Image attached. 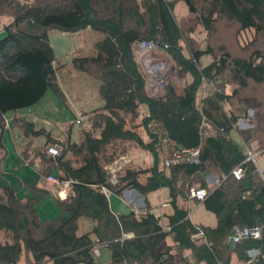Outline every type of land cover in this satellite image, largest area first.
Returning <instances> with one entry per match:
<instances>
[{
  "label": "trees",
  "instance_id": "1",
  "mask_svg": "<svg viewBox=\"0 0 264 264\" xmlns=\"http://www.w3.org/2000/svg\"><path fill=\"white\" fill-rule=\"evenodd\" d=\"M176 1L199 18L207 34L214 33L218 21H225L238 31H253L250 45L264 41V0H0V16L12 19L0 33V138L6 114L29 108L49 89L59 91L48 31L90 28L103 35L94 44V55L72 59L74 69L99 81L101 105L92 111L89 128L75 139L77 123L61 137L43 127L36 129L30 120L18 123L25 137L43 136L48 145L60 149L56 169L72 181L71 193L67 200L56 198L60 214L55 221L40 222L34 200H20L9 187L1 188L0 264H19L22 255L25 264H103L93 258L97 243L107 248L109 264H163L174 256L183 264H231L233 255L244 264L246 250L264 247V186L257 183L255 163L244 161L241 145L230 137L236 117L224 110L231 98L251 84L264 89V54L253 48L246 56H233L224 46L217 51L207 46L204 50L188 47L185 56L181 45L185 34L173 14ZM142 41L166 46L181 78L190 77L179 93L170 85L161 99L146 93L132 52V45ZM207 56L210 61L203 65ZM218 78L224 79L222 86L232 87L231 93L214 90L199 98L202 85L216 86ZM142 106L147 113L139 125L147 142L126 119H137ZM259 134L264 135V127ZM126 142L147 151L151 164L125 168L111 185L104 166L121 156L124 151L117 147ZM164 143H170L169 149H199L198 164L165 168ZM258 144L263 148L264 139ZM256 151L263 153L264 148ZM241 163L244 174L237 180L231 171ZM207 173L219 176L216 186L205 183ZM103 188L115 194L137 190L144 196V210L114 213ZM192 188L206 190L203 201L192 199L215 217L213 226L193 224L188 210L178 204L190 196ZM160 189L167 190L169 207L168 212L155 215L147 196ZM82 218L90 219L93 227L78 235ZM235 224L261 225V240L225 246V236ZM198 232L202 237L193 238ZM169 237L175 255L171 247L158 251ZM184 250L191 252V262L181 256Z\"/></svg>",
  "mask_w": 264,
  "mask_h": 264
},
{
  "label": "rangeland",
  "instance_id": "2",
  "mask_svg": "<svg viewBox=\"0 0 264 264\" xmlns=\"http://www.w3.org/2000/svg\"><path fill=\"white\" fill-rule=\"evenodd\" d=\"M19 1L31 2L33 0ZM173 14L177 24L185 34L183 41L181 42L185 56H188V47L204 50L207 46L212 47L215 51H217L218 47L224 46L226 51H229L233 56H246L253 48L259 49L264 54V41L261 39L253 41L254 43L250 45V41L254 38L253 31H238L230 23L218 21L216 23L214 33L207 34L203 30L199 18L196 15L189 13L185 4L181 1H176ZM11 21L12 19L9 16H0V33L2 29ZM102 37L103 35L101 32L90 28L74 32H62L56 29L49 30L48 39L55 56L54 67L56 69V83L59 91L55 93L53 90L49 89L35 104L27 109L17 111L24 117H27V119L17 117L15 121L18 123H25V121L31 120L33 121L36 129L43 127L45 130H50V128L56 123H61L62 128L65 124V127L68 128L69 122L76 120L75 122H77V124L73 127V137L75 139L78 138V135H80L82 130L88 129L92 111L101 105V100L98 94L99 81L88 76L84 72L74 69L72 66V59L76 57L94 55V44L102 39ZM209 61L210 57H203L202 64L204 65ZM137 65L140 73L144 75L143 65L141 66L140 62L137 63ZM156 67V73L161 74L164 77L161 89V93L163 95H165L164 90L167 85L172 86L174 90L179 93L182 90L183 85L190 82V77L187 75L181 78L175 63L171 60L168 54H166V59L165 57H161L160 61L157 62ZM146 78L147 76L145 79ZM222 81H224L223 78H218L216 81L218 82L217 85L213 87L209 84L202 85L198 95L199 98L206 96L208 92L214 90H219L224 94H230L232 87L229 84H227L228 86H222ZM262 87L263 86L259 87L251 84L248 88L239 91L240 93L238 94V97L232 99L231 102V105L237 104L239 106V103H243L255 107V116L249 122L250 127H247L246 129V132H248L251 136L248 137V140H245V142L247 141V144L249 145L252 137H254V139L256 137L257 140L255 142L252 140L250 145L253 150L264 148L260 147L258 144V140L264 139V135L259 134L260 130L264 127V89H262ZM152 95L155 96L157 93H152ZM146 113V108L142 106L139 109V117L137 119L133 121H131L129 117H126V119L128 122H131L127 123L130 127L136 126V132L143 139L148 140L142 127L139 125L142 116H145ZM242 114H244V116L246 115V111L244 109ZM66 117L70 119L67 120ZM7 121L9 123V120L5 119V122ZM58 126L60 125H57L56 127ZM237 128H241L240 123L237 124ZM51 131L52 133L57 134L59 130L52 127ZM63 131L62 129L60 130V132ZM17 134L21 136L22 132L19 130ZM40 148L42 147L40 146ZM42 149H44V146ZM120 150L124 151L121 155H126L131 160V162L125 166L126 168L130 167L132 169H142L147 168L151 164V158L148 152L137 147L132 142H126L123 146L118 145L117 151L120 152ZM255 161L259 169L264 171V152L257 153ZM3 162V158L0 157L1 185L8 183V181L9 183L11 182L8 175L9 173H7V168L3 166ZM22 164L24 165V162H22ZM143 181L144 180H142V182ZM166 192V190H162L163 195H166ZM113 194L114 193L111 192L107 194L109 205L111 204V195ZM155 199L154 195L150 196V200H152L154 204L156 203ZM139 206L141 205L137 204L136 208L141 210L142 208ZM160 214H162V212L158 215ZM209 218H213V216L203 207L193 210L192 221L194 223L198 225H208L210 221ZM161 223L164 228H167L166 221L164 219L161 220ZM92 227L93 223L90 219L82 218L78 220L77 234L80 235L86 233L91 230ZM169 241L171 240L168 239L167 242ZM19 264H25V258L23 255L20 258Z\"/></svg>",
  "mask_w": 264,
  "mask_h": 264
},
{
  "label": "crops",
  "instance_id": "3",
  "mask_svg": "<svg viewBox=\"0 0 264 264\" xmlns=\"http://www.w3.org/2000/svg\"><path fill=\"white\" fill-rule=\"evenodd\" d=\"M224 86H228V85L226 84ZM232 99L234 98H231L230 101L226 103L224 107V110L226 112H230L236 117V123L233 126V130L231 131L230 137L239 146L241 145L240 146L242 150L241 152L242 154L245 155L243 143H245L244 140L245 137L251 136L250 134H248V132H246V129L247 127H250L249 122L255 116V107L243 103H239V106L237 104L231 105ZM243 109L246 111L245 116L244 114H242ZM17 117L27 119V117H24L19 112L8 113L5 115V119L9 120V123L8 121L6 122V126L0 138V157H2L4 160L3 166L7 168V173H9L8 175L11 182L9 183L8 181V183H5L4 185L0 184V189L3 187H9L10 189H12V191L14 192L15 196L18 199L24 201L34 200L35 209L37 211V215L40 222H46V221L53 222L58 218L60 214V209L56 203L57 197L53 193V187L49 182L46 181L45 174L50 173L54 176H60L61 172L56 168L46 171L45 166L46 164H48L49 160H48V156L44 152L45 146L47 144L45 137L41 136V137L28 138L25 137L23 133L21 134V136L18 135L17 132L20 129L18 127V122L15 121ZM66 119L69 120L70 118L68 119L66 117ZM238 123H240L241 126L240 129L237 128ZM57 125L60 126L56 127ZM63 126L64 127L62 128L61 123H56L52 126L59 130L57 134L52 133L51 131L52 127L48 131H50L51 135L54 137H61L64 135L63 130L67 129L65 127V124ZM60 128L62 129L63 132H60L61 130ZM205 128L207 130L209 129L208 126H205ZM252 139H254V137H252ZM143 140L147 142V140L145 139ZM250 145L251 143L249 144V147L251 148L252 151H254L255 153L256 152L259 153V151H256L255 149L253 150ZM40 146L42 148L44 146V149L40 148ZM163 146L164 147L163 150L161 151V158L167 153L168 150H170L169 149L170 143H164ZM22 162H24V165L22 164ZM255 165H256L255 170L257 169L256 178L258 179L257 175H259L258 174L259 171H261L263 175H264V171L259 169L258 165L256 164V161H255ZM204 181L208 186L214 187L219 182V176L214 173H207L204 176ZM244 183L248 184L246 182ZM252 188L254 187L251 186L248 189L250 190ZM162 190L163 189H160L147 196L148 202L150 203L151 212H153L155 215H158L160 212H168V207H169L168 192H166V195H163ZM152 195H154L156 198L155 204L152 202V200H150V196ZM111 196H112V201L110 204V208L116 214L125 213L132 209L138 210L136 208L137 204L141 205L139 207L142 208L139 211H143L145 208L144 196L135 189H127L122 191L118 195L114 193ZM178 204L180 205V207H183L188 210V215L189 218L191 219V222L193 224H196L192 221L193 210L203 206L200 203L195 202V200H193L190 196H187L185 199L178 200ZM209 219L210 221L208 225L213 226L215 224V217L213 216V218H209ZM199 225H203V224H199ZM168 239L171 240L170 237ZM167 240L163 243V245H161V247H159L158 251L162 253L164 252L166 247H171L172 250L170 251V253L175 255L176 254L175 244L172 242V240L169 242H167ZM94 249L97 251V253L94 254L93 256L94 261L103 264H109L110 261L109 252L107 251L105 245L99 243L95 244ZM181 256L187 262L192 261L191 252L189 250H184ZM163 264H183V261L181 262V260L178 257L174 256V259L172 261H168V262L166 261V263ZM199 264H203V262ZM231 264H242V263L238 262L236 257L233 255L231 259Z\"/></svg>",
  "mask_w": 264,
  "mask_h": 264
},
{
  "label": "built area",
  "instance_id": "4",
  "mask_svg": "<svg viewBox=\"0 0 264 264\" xmlns=\"http://www.w3.org/2000/svg\"><path fill=\"white\" fill-rule=\"evenodd\" d=\"M163 48V49H162ZM164 47H159L157 43L152 41H142L136 42L132 45V52L134 55V59L137 63L140 62L141 66L144 68V75H142L145 88L150 97L155 99H161L164 95L161 93L162 84L164 77L161 74L156 73L157 62L160 61L161 57H165L166 52ZM139 61V62H138ZM147 78L145 79V77ZM152 93H157V95L153 96ZM164 93V91H163ZM163 96V97H162ZM76 120H72L69 122V126L75 122ZM244 153L246 158L244 161H252L255 163L254 158L256 153L251 150L249 145L245 142L243 143ZM45 154L48 156V164H46L45 168L47 170H52L57 167L56 159L60 156V149L55 145H46L44 149ZM199 157V149H175L171 148L170 151L162 157V163L165 168H168L171 165L180 164V163H189V164H198ZM131 162L130 158L126 155H121L117 159H115L112 163L104 166L108 177L107 182L111 185H115L117 179L121 172L126 168L125 166ZM125 167V168H124ZM124 168V169H123ZM49 172V171H48ZM257 172V169L255 170ZM232 176L240 180L243 178L244 169L242 167V163L237 165L231 171ZM257 175V183L259 185L264 186V175L259 171ZM45 179L49 182L53 187V193L60 200H67L71 193V184L72 181L69 179L61 178L59 176H54L50 173L45 174ZM104 193L108 194V190L106 188L102 189ZM252 190V189H251ZM248 190L245 192V197L250 194ZM190 197L196 199L197 201H203L206 197V190L202 188H192L190 190ZM202 237V232H198L193 236V238L199 239ZM262 238V226L254 225V226H240L233 225L225 236L224 244L230 248H234L240 245L244 240H261ZM98 244V243H97ZM95 246V245H94ZM92 253L96 254L97 251L92 248ZM246 255L248 260L244 264H250L254 262H260L261 260L264 262V247H252L246 250Z\"/></svg>",
  "mask_w": 264,
  "mask_h": 264
}]
</instances>
